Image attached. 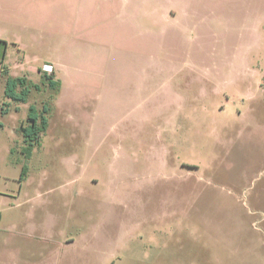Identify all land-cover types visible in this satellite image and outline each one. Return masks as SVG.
<instances>
[{
	"label": "rangeland",
	"instance_id": "1",
	"mask_svg": "<svg viewBox=\"0 0 264 264\" xmlns=\"http://www.w3.org/2000/svg\"><path fill=\"white\" fill-rule=\"evenodd\" d=\"M0 45V264H264V0H0Z\"/></svg>",
	"mask_w": 264,
	"mask_h": 264
},
{
	"label": "trees",
	"instance_id": "2",
	"mask_svg": "<svg viewBox=\"0 0 264 264\" xmlns=\"http://www.w3.org/2000/svg\"><path fill=\"white\" fill-rule=\"evenodd\" d=\"M3 43L6 48L7 44ZM5 55V52H4ZM3 55V60L5 56ZM48 84L51 88H57L59 83L53 81V77L47 76ZM25 78H12L8 77L6 81L5 97L12 102L27 103L30 94V87L27 85ZM21 87L22 90L19 92L18 88ZM37 87V86H36ZM38 88V87H37ZM3 114L5 110L3 109ZM49 113V109L44 107L43 115L39 113L35 106L30 107V112L28 115V121L30 122L28 127L22 125L20 127L21 134L29 146L26 149V155L28 160L32 157L33 148L39 146L41 143V136L45 135L49 127V120L46 114ZM1 126V125H0ZM28 168L24 166L21 173V180L27 175Z\"/></svg>",
	"mask_w": 264,
	"mask_h": 264
},
{
	"label": "crops",
	"instance_id": "3",
	"mask_svg": "<svg viewBox=\"0 0 264 264\" xmlns=\"http://www.w3.org/2000/svg\"><path fill=\"white\" fill-rule=\"evenodd\" d=\"M0 47H1V45H0ZM3 47H4V45H3ZM4 49L7 50V46H6V48L4 47ZM5 59H6V56H5L3 61H5ZM52 66L54 67V70L56 71L55 65L52 64ZM56 74H57V72H56ZM54 81L59 83V81H56V80H54ZM4 96H5V94H4ZM18 108L19 107H16V109H18ZM4 110H5V114L2 113L3 112V108H2V106H0V115L2 117L8 115V113L10 112L9 108L4 109ZM21 124L22 123H20L19 126L17 125V128L18 127L20 128ZM0 125H1L0 129L4 130L5 129V124L0 122ZM11 151H12V149H11ZM1 178L2 177L0 176V179ZM20 179H21V177H20ZM4 189H6V183H4ZM8 197H9L8 194L0 191V198H1L0 203L4 204V206H3L4 208H2V210H4V211L3 212L0 211V244L4 243L6 245V247L8 246V241L5 238H8L11 241V238L13 239V236L16 235V234H21V235H24V236L26 235V228H23V232H19V226L16 223H11V222L8 223V222H6V218L8 216L7 213L9 211H11V210L13 211V210H15L17 208V206H13L14 205L13 203L10 204L11 202L6 204V200H7L6 198H8ZM9 198H14L15 199V196H11ZM2 199H4V201H2ZM1 236H6V237L3 238L4 240L3 239L1 240ZM15 252L17 253L16 257H22L23 248L21 247L20 251L15 250Z\"/></svg>",
	"mask_w": 264,
	"mask_h": 264
},
{
	"label": "built area",
	"instance_id": "4",
	"mask_svg": "<svg viewBox=\"0 0 264 264\" xmlns=\"http://www.w3.org/2000/svg\"><path fill=\"white\" fill-rule=\"evenodd\" d=\"M44 73L46 72L47 74L53 73V67L51 65H45L43 68Z\"/></svg>",
	"mask_w": 264,
	"mask_h": 264
}]
</instances>
